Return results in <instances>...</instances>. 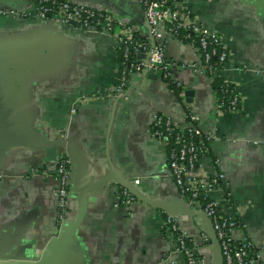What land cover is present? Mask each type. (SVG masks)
Here are the masks:
<instances>
[{
    "label": "crops",
    "instance_id": "crops-1",
    "mask_svg": "<svg viewBox=\"0 0 264 264\" xmlns=\"http://www.w3.org/2000/svg\"><path fill=\"white\" fill-rule=\"evenodd\" d=\"M66 1L113 11L140 35L147 31L136 0ZM165 1L222 36L229 54L217 75L234 83L237 111H216L212 78L196 69L198 54L185 42L170 40L165 51L171 79L192 89L191 101L159 76L142 84L139 73L120 97L118 35L45 21L32 0H0V59L21 61V84L0 88V264H186L162 206L201 210V203L180 196L167 142L150 127L156 112L182 120L187 111L215 135L192 172L216 178L208 197L238 220L231 235L246 236L264 264V0ZM30 44L39 62L33 72ZM58 155L70 168L63 203L52 175ZM113 176L127 178L144 200L119 202L123 186ZM175 216L193 239L206 231L201 215ZM196 246L215 264L209 243Z\"/></svg>",
    "mask_w": 264,
    "mask_h": 264
},
{
    "label": "built area",
    "instance_id": "built-area-1",
    "mask_svg": "<svg viewBox=\"0 0 264 264\" xmlns=\"http://www.w3.org/2000/svg\"><path fill=\"white\" fill-rule=\"evenodd\" d=\"M32 1L35 4V14L45 17L46 20L75 23L82 30L112 32L119 36L123 45V66L121 68L119 64V75L114 90L120 97L126 94V87L133 73L140 74L142 69H147L151 72L170 74L164 54L167 39L185 42L191 46L198 54L193 65L196 69L204 71L209 78L217 75L220 68L216 67L215 62H211L212 54L217 52L215 46L221 47L217 53L221 65L229 54L222 36L215 29L198 22L188 11L172 7L165 0H136L143 7L145 21L150 26L149 35L144 34L145 41H134L133 27L113 11L66 0ZM176 83L180 86L179 82ZM225 84L222 88L225 91L231 90V97L226 102L221 100L217 103L216 111L221 113L222 108L229 112L237 111L240 95ZM177 94L185 96L184 88ZM150 131L154 137L167 143L173 137V145L168 151L170 174L178 186L180 196L187 198L193 205L200 202L202 210L211 219L220 244L223 264H260V252L253 248L250 240L246 236L236 239L231 235L232 228L239 224L238 220L224 215L214 199L209 197L203 202L197 198L198 194L208 197L209 186L216 181L215 177L200 178L192 172L197 167L201 155L208 150V142L215 137L214 132L205 131L198 116L192 111H187L182 120L175 119L165 112H156L152 116ZM55 165L52 175L58 182V187L54 192L63 203L70 182L69 159L66 155H58ZM133 199L134 196L123 186L119 202L129 203ZM163 224L173 236L176 249L182 252L186 264H204L203 259L194 253L196 246L190 244L192 238L180 227L175 214L166 213ZM200 239L207 240V234L201 233Z\"/></svg>",
    "mask_w": 264,
    "mask_h": 264
},
{
    "label": "water",
    "instance_id": "water-1",
    "mask_svg": "<svg viewBox=\"0 0 264 264\" xmlns=\"http://www.w3.org/2000/svg\"><path fill=\"white\" fill-rule=\"evenodd\" d=\"M42 18L46 21L45 17H42ZM149 30H150V26L147 25V31L145 33H147L148 35L150 32ZM168 41H170V39H167L166 43ZM29 47H30L29 48L30 53H28L29 56L26 57V63L28 62L27 66H30L29 72H31V71L33 72L34 65L36 64L37 61H36V58L32 57L33 56L32 53L34 52V50L32 49L33 44H30ZM49 51H50L49 48H44L41 50V52H42V62L41 63L42 64L45 63L44 61H46V63L48 62V58H49L48 52ZM164 54L166 56V51H164ZM15 60H11V59L5 58V57L0 59V88H2V91H4V90L10 91L15 85L21 84L20 79H19V72L16 68V67H19L21 65V61H19V59H16V58H15ZM37 63H39V62H37ZM140 75L142 77V84H147L150 79H156L158 76L162 78L161 73L151 72V71H148L147 69H142L140 72ZM163 79L167 80V78H163ZM182 87L183 86L180 84V88H182ZM184 94L187 96L186 99L188 101H191L192 89L190 87L184 89ZM176 95H178V94L176 93ZM110 178H112V177L106 178L105 181H107ZM113 179L118 180V182L122 186L126 187L128 189V191L133 196L139 197L140 199L144 200L143 196H141V194H139V192H137V190H135V188L132 186V184L128 181L127 178H124L121 176H113ZM146 202L152 203L150 201H146ZM162 208L164 210H166L167 213L175 214V213H178L180 211L188 210L189 212L201 215L207 222V228H206V231L204 233L207 234L208 239L207 240H201L200 239L201 234H199L197 238L191 239L190 244L193 246H196L197 243H199V244H203L205 242L209 243L213 249L214 254H215V264H223V258H222V254H221V250H220V244H219L218 238L216 236L215 230L213 228L212 221L209 218V216L202 209L201 210H195V209H192L191 207H189L188 205L185 207L184 206L181 207V205H180V206H176L173 208H170L167 206H162ZM198 249H199V247H198ZM198 249L196 246L194 253L199 256L200 254L198 252ZM203 261H204V264H206L205 259Z\"/></svg>",
    "mask_w": 264,
    "mask_h": 264
},
{
    "label": "trees",
    "instance_id": "trees-1",
    "mask_svg": "<svg viewBox=\"0 0 264 264\" xmlns=\"http://www.w3.org/2000/svg\"><path fill=\"white\" fill-rule=\"evenodd\" d=\"M134 41H145V38H144V35H140L137 31L134 33V38H133ZM132 47V45L130 46V48ZM215 49H216V53L215 54H212L211 56V62H215L214 64L216 65V67H221V64L220 62H218V57H217V53H219V51L221 50V47L219 45H216L215 46ZM215 56H216V59H215ZM118 63L120 64V67L122 68L123 66V45H121V49L118 53ZM162 74V78H167L168 80V83L170 85L171 88H173L175 90L176 93L179 92V90L181 89L179 85H177L176 81L172 80L171 77H170V74H164L163 72H160ZM227 83L228 87H231L234 89V83L231 82L230 80L226 79V78H222L221 76L219 75H215L213 78H212V85L214 87V91H215V99H216V104L223 100L224 102H226L227 99H229L231 97V93L232 91L231 90H228V91H225L222 86ZM226 85V84H225ZM235 91V89H234ZM222 107H224V105H222ZM223 110V113L224 114H229L231 112H229L228 110H225V108H222ZM238 110V109H237ZM189 136V135H188ZM195 140L197 141V139L195 138ZM173 145V137H171L169 139V142L167 143V149L169 151V148L170 146ZM197 198H199V200L201 201H207L209 199V197H204L203 195L201 194H198Z\"/></svg>",
    "mask_w": 264,
    "mask_h": 264
},
{
    "label": "flooded vegetation",
    "instance_id": "flooded-vegetation-1",
    "mask_svg": "<svg viewBox=\"0 0 264 264\" xmlns=\"http://www.w3.org/2000/svg\"><path fill=\"white\" fill-rule=\"evenodd\" d=\"M55 179V178H54ZM56 180V179H55Z\"/></svg>",
    "mask_w": 264,
    "mask_h": 264
}]
</instances>
